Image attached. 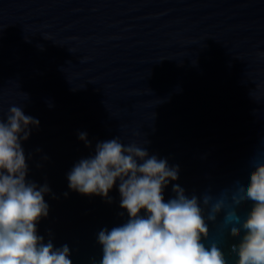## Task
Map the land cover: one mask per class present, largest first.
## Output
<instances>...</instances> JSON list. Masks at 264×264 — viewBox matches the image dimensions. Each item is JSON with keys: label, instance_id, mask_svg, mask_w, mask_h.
I'll return each instance as SVG.
<instances>
[{"label": "water", "instance_id": "water-1", "mask_svg": "<svg viewBox=\"0 0 264 264\" xmlns=\"http://www.w3.org/2000/svg\"><path fill=\"white\" fill-rule=\"evenodd\" d=\"M13 105L39 121L21 141L26 180L50 190L37 235L73 264H99V232L129 219L119 180L108 198L69 188L97 143L135 142L178 166L165 202L178 184L201 207L204 195L236 207L264 159V0H0V119ZM250 207H236L241 220ZM224 215L203 242L235 264Z\"/></svg>", "mask_w": 264, "mask_h": 264}, {"label": "clouds", "instance_id": "clouds-1", "mask_svg": "<svg viewBox=\"0 0 264 264\" xmlns=\"http://www.w3.org/2000/svg\"><path fill=\"white\" fill-rule=\"evenodd\" d=\"M29 125L38 126L39 121L16 105L0 119V264H73L67 245L54 248L37 235V222L48 215L44 195L50 190L26 180L21 141L29 138ZM79 138L89 146L86 133ZM251 169L248 184L237 182L231 200L236 207L251 202L243 220L236 207L225 210L223 199L213 202L204 195L201 207L200 200L188 197L178 184L172 189L175 197L165 202L164 188L178 179V166L169 167L167 160L119 138L97 143L95 155L76 164L68 180L71 190L104 198L120 181V207L129 219L99 232V264H226L216 242H203L209 237L208 221L215 222L222 211L230 236L239 237L231 245L238 257L235 264H264V159H255Z\"/></svg>", "mask_w": 264, "mask_h": 264}]
</instances>
